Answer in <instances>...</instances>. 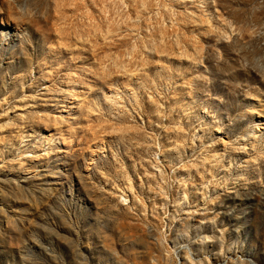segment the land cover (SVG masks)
<instances>
[{
	"label": "rangeland",
	"instance_id": "rangeland-1",
	"mask_svg": "<svg viewBox=\"0 0 264 264\" xmlns=\"http://www.w3.org/2000/svg\"><path fill=\"white\" fill-rule=\"evenodd\" d=\"M0 264H264V0H0Z\"/></svg>",
	"mask_w": 264,
	"mask_h": 264
},
{
	"label": "bare ground",
	"instance_id": "bare-ground-1",
	"mask_svg": "<svg viewBox=\"0 0 264 264\" xmlns=\"http://www.w3.org/2000/svg\"><path fill=\"white\" fill-rule=\"evenodd\" d=\"M259 131V130H258ZM48 142H51V141H48Z\"/></svg>",
	"mask_w": 264,
	"mask_h": 264
}]
</instances>
